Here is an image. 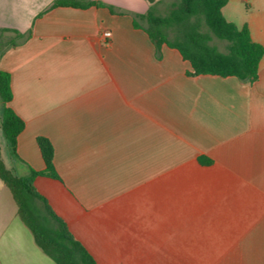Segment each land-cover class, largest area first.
Instances as JSON below:
<instances>
[{
  "label": "crops",
  "instance_id": "obj_1",
  "mask_svg": "<svg viewBox=\"0 0 264 264\" xmlns=\"http://www.w3.org/2000/svg\"><path fill=\"white\" fill-rule=\"evenodd\" d=\"M54 1L0 0V69L25 122L16 154L0 127L6 167L42 170L36 136L49 138L60 179L35 188L96 264H264V55L253 82L190 76L132 24L168 0ZM222 13L264 46V0ZM0 264H55L1 179Z\"/></svg>",
  "mask_w": 264,
  "mask_h": 264
},
{
  "label": "trees",
  "instance_id": "obj_2",
  "mask_svg": "<svg viewBox=\"0 0 264 264\" xmlns=\"http://www.w3.org/2000/svg\"><path fill=\"white\" fill-rule=\"evenodd\" d=\"M227 1L171 0L163 14L156 12L151 4L145 13L132 14V24L147 33L157 58H161L163 45L176 49L190 64L187 75L235 76L241 81L253 82L258 76L264 46L252 40L246 23L237 26L224 17L222 7ZM57 5L80 8L103 6L112 13L122 12L99 0H55L48 8ZM213 38L224 42L222 49L212 43ZM0 97L3 102L0 127L16 154L17 135L23 130L25 122L9 105L12 99L10 74L2 69ZM36 143L44 168H30L28 173L16 175L6 167L0 152V179L10 190L17 213L31 231L35 243L55 264H96L35 188L34 180L39 175L60 179L53 163L54 148L51 141L46 136L38 135ZM205 160L199 157V161Z\"/></svg>",
  "mask_w": 264,
  "mask_h": 264
},
{
  "label": "rangeland",
  "instance_id": "obj_3",
  "mask_svg": "<svg viewBox=\"0 0 264 264\" xmlns=\"http://www.w3.org/2000/svg\"><path fill=\"white\" fill-rule=\"evenodd\" d=\"M171 1V0H168L167 2H162L159 4V9H158V13H165L167 8H168V2ZM225 12V16L226 18H230L229 14L227 13V11H224ZM143 23H145L144 21H142ZM146 24V23H145ZM0 40H3V41H6L8 42V35H6L5 33H1L0 32ZM212 43L218 45L221 49L223 48V45H224V42L222 41H219L218 39L216 38H213L212 40ZM2 45V44H1Z\"/></svg>",
  "mask_w": 264,
  "mask_h": 264
},
{
  "label": "built area",
  "instance_id": "obj_4",
  "mask_svg": "<svg viewBox=\"0 0 264 264\" xmlns=\"http://www.w3.org/2000/svg\"><path fill=\"white\" fill-rule=\"evenodd\" d=\"M102 35H103L104 37H110L111 33H110V31L105 30V31H103Z\"/></svg>",
  "mask_w": 264,
  "mask_h": 264
}]
</instances>
